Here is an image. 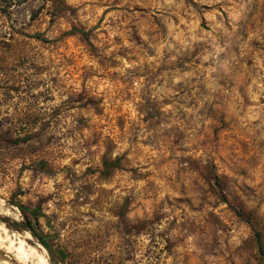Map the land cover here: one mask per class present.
<instances>
[{
	"label": "rangeland",
	"instance_id": "rangeland-1",
	"mask_svg": "<svg viewBox=\"0 0 264 264\" xmlns=\"http://www.w3.org/2000/svg\"><path fill=\"white\" fill-rule=\"evenodd\" d=\"M17 203L72 264H264V0H0V226L63 264Z\"/></svg>",
	"mask_w": 264,
	"mask_h": 264
},
{
	"label": "trees",
	"instance_id": "trees-1",
	"mask_svg": "<svg viewBox=\"0 0 264 264\" xmlns=\"http://www.w3.org/2000/svg\"><path fill=\"white\" fill-rule=\"evenodd\" d=\"M70 32L71 33L80 32L81 34L84 35V37L89 38V31L85 29L73 28ZM118 161L119 159L111 163L112 166H118ZM16 205L19 206L20 210L22 211L25 217V220L22 222V225L24 226L25 229L29 230L32 233V235L35 236L44 247H46L49 250L52 260H56V262L63 264H72L65 259V255L62 251L54 249L48 236L45 235L39 229L38 219L41 215H43L40 206L24 205L22 203H17ZM236 211L237 214L240 215L241 217L250 220V216L247 215L244 207L239 206L237 207Z\"/></svg>",
	"mask_w": 264,
	"mask_h": 264
},
{
	"label": "bare ground",
	"instance_id": "bare-ground-1",
	"mask_svg": "<svg viewBox=\"0 0 264 264\" xmlns=\"http://www.w3.org/2000/svg\"><path fill=\"white\" fill-rule=\"evenodd\" d=\"M1 249L13 255L18 261L16 262L11 256L3 254ZM0 260L4 264H19L18 262L24 264H50L44 253L33 247L29 248L28 243L24 239L7 233V230L2 226H0Z\"/></svg>",
	"mask_w": 264,
	"mask_h": 264
}]
</instances>
